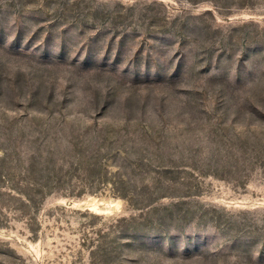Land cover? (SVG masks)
<instances>
[{
	"label": "rangeland",
	"instance_id": "374dc122",
	"mask_svg": "<svg viewBox=\"0 0 264 264\" xmlns=\"http://www.w3.org/2000/svg\"><path fill=\"white\" fill-rule=\"evenodd\" d=\"M0 264H264V0H0Z\"/></svg>",
	"mask_w": 264,
	"mask_h": 264
}]
</instances>
